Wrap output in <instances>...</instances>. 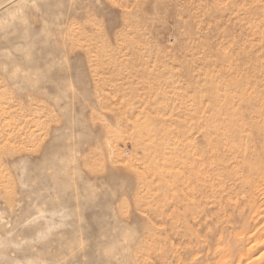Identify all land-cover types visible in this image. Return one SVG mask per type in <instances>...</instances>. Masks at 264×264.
I'll list each match as a JSON object with an SVG mask.
<instances>
[{"label":"rangeland","instance_id":"1","mask_svg":"<svg viewBox=\"0 0 264 264\" xmlns=\"http://www.w3.org/2000/svg\"><path fill=\"white\" fill-rule=\"evenodd\" d=\"M263 177L264 0H0V264H264Z\"/></svg>","mask_w":264,"mask_h":264},{"label":"bare ground","instance_id":"2","mask_svg":"<svg viewBox=\"0 0 264 264\" xmlns=\"http://www.w3.org/2000/svg\"><path fill=\"white\" fill-rule=\"evenodd\" d=\"M264 178V177H263ZM262 180V179H261ZM255 258V257H254Z\"/></svg>","mask_w":264,"mask_h":264}]
</instances>
